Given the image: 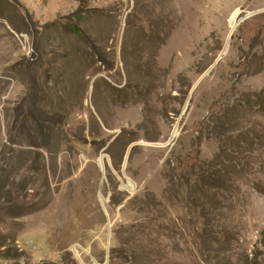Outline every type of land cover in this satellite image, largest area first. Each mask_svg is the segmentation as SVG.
Masks as SVG:
<instances>
[{"label":"rangeland","instance_id":"obj_1","mask_svg":"<svg viewBox=\"0 0 264 264\" xmlns=\"http://www.w3.org/2000/svg\"><path fill=\"white\" fill-rule=\"evenodd\" d=\"M0 264H264V0H0Z\"/></svg>","mask_w":264,"mask_h":264},{"label":"bare ground","instance_id":"obj_2","mask_svg":"<svg viewBox=\"0 0 264 264\" xmlns=\"http://www.w3.org/2000/svg\"><path fill=\"white\" fill-rule=\"evenodd\" d=\"M231 28H233V25H232V23H231ZM174 134H176V130H175ZM100 165L102 166V162H100ZM128 188H129V189H131V188H132V186H129Z\"/></svg>","mask_w":264,"mask_h":264}]
</instances>
